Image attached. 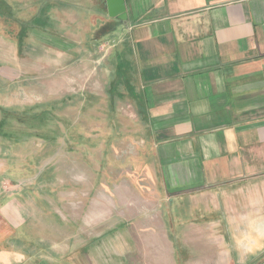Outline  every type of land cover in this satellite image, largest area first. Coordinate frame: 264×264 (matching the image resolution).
Returning <instances> with one entry per match:
<instances>
[{"label":"crops","instance_id":"0c3cea01","mask_svg":"<svg viewBox=\"0 0 264 264\" xmlns=\"http://www.w3.org/2000/svg\"><path fill=\"white\" fill-rule=\"evenodd\" d=\"M125 3L127 20L110 17L107 10L108 32L98 41L119 37L111 49V85L118 77L128 79L125 94L145 117L150 159L166 204L157 216L145 218L144 235L135 238L128 231L122 240L154 245L159 264H177V240L212 243L211 236L201 238V229H215L219 212L224 222L231 213L236 219L249 211L264 213V0ZM6 126L7 117L1 118V136ZM1 173L0 264H98L103 238L88 240L81 232L77 246L56 253L49 237L37 236L42 224L32 200L35 190L25 179ZM181 207L184 223L176 221ZM195 211L204 217L194 219ZM123 222L109 228L111 264H120L124 255ZM171 222L190 231L174 236Z\"/></svg>","mask_w":264,"mask_h":264},{"label":"rangeland","instance_id":"374dc122","mask_svg":"<svg viewBox=\"0 0 264 264\" xmlns=\"http://www.w3.org/2000/svg\"><path fill=\"white\" fill-rule=\"evenodd\" d=\"M2 8L0 107L10 113L0 112V119L7 117L8 131L0 135V172L25 179L28 189L35 190L32 200L42 224L37 236L49 237L56 253L77 246L81 232L88 240L100 236L99 260L111 264L112 247L106 240L109 228L120 220V264H159L154 245L129 246L122 240L128 231L135 238L141 231L144 235L145 218L157 216L166 202L150 159L145 117L138 102L125 94L128 79L118 77L111 85L115 68L110 56L119 37L98 41L110 22L105 1L3 0ZM56 35L61 45L53 43ZM44 108L55 117L25 116ZM184 208L176 218L179 223L188 220ZM172 210L174 218L178 214ZM217 215L215 229H201L200 234L211 236L212 243L177 240V264L264 261L259 260L264 213L249 211L237 219L231 213L227 222L223 212ZM202 217L193 213L194 219ZM169 231L186 236L190 229L171 222ZM212 231L215 235H207Z\"/></svg>","mask_w":264,"mask_h":264},{"label":"water","instance_id":"95a60500","mask_svg":"<svg viewBox=\"0 0 264 264\" xmlns=\"http://www.w3.org/2000/svg\"><path fill=\"white\" fill-rule=\"evenodd\" d=\"M107 10L110 17L119 20H127L125 0H106Z\"/></svg>","mask_w":264,"mask_h":264},{"label":"trees","instance_id":"16d2710c","mask_svg":"<svg viewBox=\"0 0 264 264\" xmlns=\"http://www.w3.org/2000/svg\"><path fill=\"white\" fill-rule=\"evenodd\" d=\"M2 3H3V0H0V16H3L4 14L2 13ZM50 105V104H48ZM30 113H32V118L33 119H41V118H46V117H55L56 114H54V112H52L51 110H48L47 108H44L42 109L41 111H38V112H29V113H26L25 116H29L31 115ZM264 257V253L261 255V257L259 258V260H262V258ZM258 262V261H257ZM258 264H264V261H260V263Z\"/></svg>","mask_w":264,"mask_h":264}]
</instances>
